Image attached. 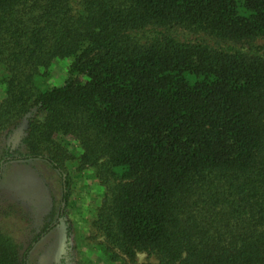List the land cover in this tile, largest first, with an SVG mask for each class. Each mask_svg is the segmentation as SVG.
I'll list each match as a JSON object with an SVG mask.
<instances>
[{"label":"trees","instance_id":"trees-1","mask_svg":"<svg viewBox=\"0 0 264 264\" xmlns=\"http://www.w3.org/2000/svg\"><path fill=\"white\" fill-rule=\"evenodd\" d=\"M34 159L64 210L90 171L111 264H264V0H0V177Z\"/></svg>","mask_w":264,"mask_h":264},{"label":"rangeland","instance_id":"rangeland-1","mask_svg":"<svg viewBox=\"0 0 264 264\" xmlns=\"http://www.w3.org/2000/svg\"><path fill=\"white\" fill-rule=\"evenodd\" d=\"M64 78L62 66L55 64L51 84L59 85ZM21 134L19 127L3 144H18ZM68 173L71 195L64 210L60 174L45 160L3 164L0 229L13 237L21 253L29 248L26 264H111L97 247L102 236L90 224V210L99 201V185L88 178L90 171L78 173L71 169ZM52 223L46 234L33 241L43 227ZM136 258L139 262L150 259L145 252H139Z\"/></svg>","mask_w":264,"mask_h":264}]
</instances>
